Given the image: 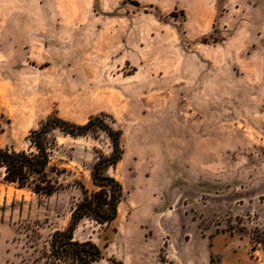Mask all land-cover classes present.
Returning a JSON list of instances; mask_svg holds the SVG:
<instances>
[{"label":"rangeland","instance_id":"374dc122","mask_svg":"<svg viewBox=\"0 0 264 264\" xmlns=\"http://www.w3.org/2000/svg\"><path fill=\"white\" fill-rule=\"evenodd\" d=\"M57 117L121 133L123 199L94 264H264V0H0V148ZM50 196L3 180L0 264H48L113 146L55 129Z\"/></svg>","mask_w":264,"mask_h":264},{"label":"trees","instance_id":"16d2710c","mask_svg":"<svg viewBox=\"0 0 264 264\" xmlns=\"http://www.w3.org/2000/svg\"><path fill=\"white\" fill-rule=\"evenodd\" d=\"M94 126L108 134L113 152L108 157H101L92 168L91 177L97 189L88 191L83 188V197L73 209L66 229L56 230L51 235L46 257L48 264H94L102 258L100 248L93 241L75 240L74 233L84 219L109 225L117 218L118 206L123 199L122 187L107 171L121 159V133L111 129L98 117L91 118L85 125H75L52 117L42 123L39 129L30 132L32 152L0 148V170L6 183L50 196L61 187L58 180L49 174L50 158L58 146L56 136L51 133L59 129L77 137L88 134Z\"/></svg>","mask_w":264,"mask_h":264}]
</instances>
